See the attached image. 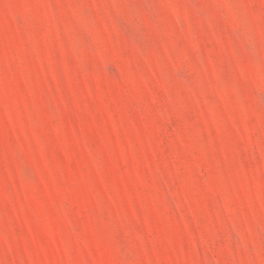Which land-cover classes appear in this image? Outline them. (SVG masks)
Listing matches in <instances>:
<instances>
[{
    "label": "rangeland",
    "instance_id": "1",
    "mask_svg": "<svg viewBox=\"0 0 264 264\" xmlns=\"http://www.w3.org/2000/svg\"><path fill=\"white\" fill-rule=\"evenodd\" d=\"M0 264H264V0H0Z\"/></svg>",
    "mask_w": 264,
    "mask_h": 264
}]
</instances>
